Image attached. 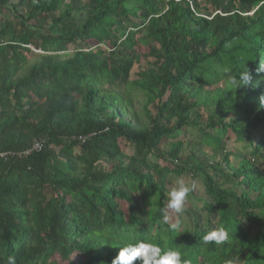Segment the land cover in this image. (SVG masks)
<instances>
[{"label":"trees","instance_id":"1","mask_svg":"<svg viewBox=\"0 0 264 264\" xmlns=\"http://www.w3.org/2000/svg\"><path fill=\"white\" fill-rule=\"evenodd\" d=\"M261 64L264 0H0V264H112L141 240L264 264ZM243 70L257 87L230 82ZM170 174L200 188L182 214Z\"/></svg>","mask_w":264,"mask_h":264},{"label":"clouds","instance_id":"2","mask_svg":"<svg viewBox=\"0 0 264 264\" xmlns=\"http://www.w3.org/2000/svg\"><path fill=\"white\" fill-rule=\"evenodd\" d=\"M223 71L230 74L231 70L225 67ZM257 71L264 72V64H261ZM237 76L239 78H237ZM230 82L237 85V88L242 86H251L252 88H255L259 84V81H253V77L249 70L240 71L237 73L235 79H231ZM259 107L264 108V95L259 98ZM195 189V181L186 183L183 178L178 179L173 189L167 193V209L175 214H182L189 194ZM169 219V215H164L165 222ZM181 228L182 225L179 221L170 225V230L173 232L179 233ZM229 238V232L221 227L205 234L202 238V242L204 244L215 243L219 246L225 244ZM138 259L141 261V264H191L189 260L182 258L180 252L175 250L163 251L158 244L144 240L135 243H126L120 248L118 255L113 259L112 264H134ZM237 259L239 258L227 259L224 264H236ZM7 264H16L15 257L9 256Z\"/></svg>","mask_w":264,"mask_h":264},{"label":"rangeland","instance_id":"3","mask_svg":"<svg viewBox=\"0 0 264 264\" xmlns=\"http://www.w3.org/2000/svg\"><path fill=\"white\" fill-rule=\"evenodd\" d=\"M201 10L204 11L205 9L203 8V6H201ZM78 19H80L79 16H76ZM143 65L145 64V61H142ZM139 66L138 65H134L130 71V78H134V75L137 73V71H139ZM137 108L141 106V102L140 100L136 103L135 105ZM140 108H138L137 110H139ZM198 134L197 132L194 130V129H191V128H187L186 130H184L182 133H177L175 136L169 138V142H172V141H177V140H184L185 143L183 144V152L186 153L188 150H189V146H188V141H192V142H196L198 140ZM233 139V138H232ZM229 147H233L235 148V150H237L238 152L242 151L243 147V143L242 142H236V143H232V141L229 142ZM121 146L123 149H126L125 152H130V149L128 147V145H126L125 143L121 142ZM197 154V157L201 158L202 155L199 153H196ZM172 180V188L175 186L176 184V181L180 178H183L185 180L186 183H190V180L187 179L186 175H183V176H179V177H176L172 174H170L169 176ZM199 185H196V189L195 190H199ZM173 213V212H172ZM196 215H198L201 219H204V213L202 212H199V211H196Z\"/></svg>","mask_w":264,"mask_h":264},{"label":"built area","instance_id":"4","mask_svg":"<svg viewBox=\"0 0 264 264\" xmlns=\"http://www.w3.org/2000/svg\"><path fill=\"white\" fill-rule=\"evenodd\" d=\"M93 134L94 133H91V134H88V135H79V136H77V140L80 141V142H84L86 138H89ZM43 144H44L43 141H40V140L34 141L30 145V147L24 151V154L23 155H27V154H29L32 151H40L42 149V147H43ZM1 156L7 157L8 156V153H2Z\"/></svg>","mask_w":264,"mask_h":264}]
</instances>
